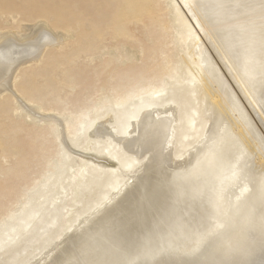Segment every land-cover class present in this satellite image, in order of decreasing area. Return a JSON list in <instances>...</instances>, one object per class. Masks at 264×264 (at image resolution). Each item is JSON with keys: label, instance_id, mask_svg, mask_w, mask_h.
<instances>
[{"label": "bare ground", "instance_id": "6f19581e", "mask_svg": "<svg viewBox=\"0 0 264 264\" xmlns=\"http://www.w3.org/2000/svg\"><path fill=\"white\" fill-rule=\"evenodd\" d=\"M139 1L122 0L119 13L114 15L121 24L113 25L114 16L105 17L99 23L100 33L129 35L127 23L134 19L139 23L147 18L148 32L153 24L162 25V18L154 11L159 0L152 1L150 9L134 12V7L140 6ZM181 2L221 65L246 93L264 128V53L261 51L259 0ZM218 3L225 7L217 8ZM184 20L182 26L188 30L180 39L190 40V47L176 62H172L163 49L158 54H164L168 61L159 66V71L155 67H147L142 73L132 72L131 68L117 70L118 64L104 60L99 72L106 71L113 78L109 91L101 92L92 103H80L76 110L68 108L69 103H63L58 113L44 111L46 115L37 114L34 105L27 101L31 99L25 91L19 96L12 85L18 83L16 73L21 67L39 62L42 49L49 47L50 37L43 32L33 41L17 43L7 39L0 45V91L11 92L17 100L16 106L25 112L23 117L37 124V128H47V135L41 134V137L45 141L52 138L49 140L56 146L53 158L56 155L58 159L57 163L53 158L47 159L40 179L30 183L20 207L10 215L26 213L33 204L41 210L54 193L67 162L77 167L75 172L81 168L83 171L64 181V187L67 180H73V184L62 198L81 202L80 198L88 193L79 209L87 208L75 209L76 214L71 215L61 231H56L36 254L19 264L204 260L205 254L213 255L210 260L264 264V174L250 169L253 150L264 155V135L240 103L212 53L205 44L201 45V38L198 40L192 25ZM166 47L169 48L167 44ZM140 53H145L143 48ZM182 64L186 65V70ZM174 83L177 90H182L177 96L179 109L173 105L152 106V98L158 93L167 91L168 99L176 95V91L170 92V84ZM202 84L208 90L212 89L211 85L216 88L213 96L212 93L203 96ZM76 86L78 83H74V88ZM198 89L201 92L197 97ZM143 97L146 98L141 103L124 109L128 101ZM210 99L220 100L215 107ZM192 101L199 105L198 109L188 107ZM115 122L125 125L112 127ZM232 122L237 123L241 133H235ZM85 129L87 134L78 137ZM64 138L79 149L112 157L120 148L123 156L119 155L117 168L85 160L76 162L70 151L60 145ZM176 140L181 146L179 157L173 154L172 145ZM89 142L92 144L87 147ZM46 147L41 143V151ZM55 171L60 173V179L53 177ZM240 186L256 190L252 202L245 201V196H237ZM28 191L32 193L31 198ZM26 218L24 215L14 217L21 224L11 222L7 224L9 228H0V242L8 238L10 231L24 232L28 224ZM201 237H204L202 242ZM198 242H201L200 254L186 255ZM157 249L171 251L154 258L145 255Z\"/></svg>", "mask_w": 264, "mask_h": 264}, {"label": "rangeland", "instance_id": "374dc122", "mask_svg": "<svg viewBox=\"0 0 264 264\" xmlns=\"http://www.w3.org/2000/svg\"><path fill=\"white\" fill-rule=\"evenodd\" d=\"M101 1L103 0H0V45L7 39H12L17 43L33 41L43 32L50 37L49 42H47L49 47L45 45L46 48L42 49L44 52H42L39 62H32L28 66L21 67L16 73L19 79L18 83L12 85L14 93L19 96L22 91H25V95L31 99L27 101L34 105L33 109L37 114L46 115L47 113L44 111L58 113L57 111H60L63 103H69L68 108L76 110L80 103H92L100 97L101 92L105 94L106 90L109 91L113 78L109 77L105 73L106 71L99 72L102 71L101 66L103 64L101 63L104 60H109L115 66L118 64L117 70L131 68L132 72L142 73L141 70L147 67H155L159 71V66H164L168 61L164 54H158L163 49L169 59L176 62L178 57H183L186 51H189L190 40L183 41L180 39L183 32L188 30V27L182 26L184 19H187L198 40L201 38L200 43L203 42L201 45L205 44L207 50L212 53L211 55L215 58L223 75H225L224 77L230 86H233V90L235 89L234 92L240 103L247 108L252 121L254 120L255 125L259 127L258 130L262 131V136L264 135V128L254 113L246 93L237 82L236 84L232 80L231 75L221 65L208 45L207 39L204 38L201 29L198 28L181 0H159L154 11H158L162 18V25L153 24L150 26V32H148L145 28L148 22L147 18H142L139 23L134 19L130 24L126 22L129 35L123 36H114L113 32L107 33L106 31L100 33L102 27L99 26L103 18L112 17L119 13V5L122 0H106L105 3ZM148 1L140 0V6L136 5L134 12L145 8L150 9L154 0H151L149 5ZM129 16L132 17V15ZM117 17H112L115 20L113 25L119 26L121 23L116 21ZM179 32L182 33L179 34ZM51 40L54 41L51 42ZM166 44L169 46L168 49L165 48ZM141 48L145 51L144 54L140 53ZM185 66V64L181 65L183 69ZM93 71L97 74L94 75ZM70 81L75 84L78 83V87L74 88V83L71 84ZM176 87V83L170 84V92H177L176 95L171 96V99H168L167 91L154 95L152 106L173 105L179 109L177 96L182 94V90H177ZM211 88V90L205 89L202 84L203 96L204 94L209 96L211 93L213 96L215 87L211 85ZM200 92L198 89L195 95L198 97ZM145 98L128 101L124 109L128 110L136 103H141ZM218 100L210 99L208 101L216 107ZM15 101L17 102L10 91H0V228H9L7 224L11 222L21 224L14 217L22 215L27 216L28 224L24 232L10 231L8 238L0 242V264H19L27 257L36 254L43 245L51 240L56 231H61L65 227L68 219L72 217L71 215L76 214L73 211L83 205L84 197L88 194L85 193L80 198L81 202H72L67 197L62 198L63 195L68 194L67 191L73 184V180L72 182L67 180L64 187V181L68 177L69 179L70 177H77L83 171L81 168L75 172L77 167L67 162L54 193L46 200L41 210L36 204H33L27 208L26 213L14 212L13 215H10L12 211L20 207L24 193L30 187V183L40 179L45 170L44 166L47 165V159L53 158V151L56 150L53 141L49 140L52 138L45 141L41 137V134L47 135V128H37V124L31 123L23 117L25 112L20 106L19 108L16 106ZM195 102L192 101L188 107L196 106L198 109L199 105H196ZM221 105L224 106V104ZM223 106L217 105L220 109L222 107V110L224 109ZM55 108L57 110H53ZM255 121H259V123L257 122V124ZM87 123L88 121L83 127ZM122 125L124 126L125 123L117 125L115 122L112 127ZM232 125L235 133H241L237 123L232 122ZM16 126L18 131H16ZM85 134H87L86 129L80 131L78 137L85 136ZM56 142L60 144L59 140ZM41 143L47 146L43 151L40 149ZM90 144L92 142H89L87 147ZM60 145L66 148L68 152L70 151L72 159L76 162L85 160L96 165L102 164L100 166L105 167L117 168L118 157L120 154L122 155L120 148L115 153V157L97 153L94 150L79 149L65 138ZM172 146L174 156L179 157L181 152L179 142L176 140ZM55 158L56 155L52 161L57 163L58 159ZM250 169L264 174V155L262 153L253 150ZM59 174L55 171L53 177L60 179ZM71 174L73 175L70 176ZM240 187L237 188V196H245V201L252 202L256 190L250 191L246 186ZM252 188L254 187L252 186ZM244 190L249 191V193L245 192L246 195ZM28 196L32 197L30 191H28ZM85 208L87 206H83L82 209ZM82 209L79 211H83ZM34 212L37 213V216L33 214ZM46 222H48L47 225H44ZM203 256V259L206 256L208 259H213V255L205 254V257ZM207 257L206 260H208Z\"/></svg>", "mask_w": 264, "mask_h": 264}, {"label": "snow or ice", "instance_id": "6c2138e0", "mask_svg": "<svg viewBox=\"0 0 264 264\" xmlns=\"http://www.w3.org/2000/svg\"><path fill=\"white\" fill-rule=\"evenodd\" d=\"M217 8L223 9L225 5L223 3H218ZM259 8H260V38H261V51L264 53V0H259ZM262 231H264V222H262ZM204 237H201V242L203 241ZM201 242H198L195 244L189 252L185 253L186 255H192V256H198L201 252L200 244ZM166 251V249H157V250H151L145 253L146 256L150 257H156V256H163ZM69 264H87V262H81V261H74L69 262ZM115 264H243V262H234L226 259H220V260H200V259H193V260H185V261H167V260H145L138 262L137 260H129V261H123V262H115Z\"/></svg>", "mask_w": 264, "mask_h": 264}]
</instances>
